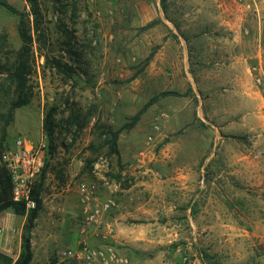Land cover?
I'll use <instances>...</instances> for the list:
<instances>
[{"label":"rangeland","instance_id":"obj_1","mask_svg":"<svg viewBox=\"0 0 264 264\" xmlns=\"http://www.w3.org/2000/svg\"><path fill=\"white\" fill-rule=\"evenodd\" d=\"M0 1L25 14V29L32 37L26 67L29 103L11 110L16 94L6 80V74L15 66L21 42L17 34L18 16L0 7V153L11 148L17 139L42 152V172L33 183V188H38L37 196L32 192L33 199H40L41 210L46 201L53 199V194L60 193L62 199L66 194L71 198L76 195L83 212L84 204H81L78 189L85 185L94 189L96 199L88 205L89 209L105 202L114 204L100 213L98 222L102 215L116 207L113 199L102 198L103 188L109 191L116 184H127L121 173L123 166L129 168L131 163L132 166L138 164L140 154H144L145 162L147 156L154 154L156 160L151 161L154 165L161 152L168 154L166 160L169 161L172 156L179 162L190 161L194 151L203 145L195 137L200 135L206 142L205 157L200 159V165L206 163V166L202 174L192 176V183L202 187L193 191L200 197L190 215H197L200 212L197 204L203 203L205 221L196 224V220L193 229L185 219L181 237L169 244V254H163V264H228L227 255L218 251V243L206 237L213 234L209 229L211 226L219 225L206 222L210 207L208 200H212L214 194L226 199L224 208L231 215L229 225L240 230L237 234L241 235L236 234L235 238L242 239L238 245L241 252L247 253L246 264H255L248 259L249 254L264 255V135L260 136L259 129L252 126L247 134L239 137L216 134L220 137L218 140L208 124L196 120L192 123L197 126L172 127L165 131L160 119L156 118L161 111L159 105L151 114V105L144 108L150 98L165 88L161 76L153 75L160 74V59L169 58L167 63L171 67L175 62L181 64L182 60V55L178 54L175 61L174 54L163 46L165 35L170 34L163 26L164 0H37L41 14L37 31L33 29L27 0ZM205 1L209 9H213L218 0ZM245 3L248 5L249 25L264 29V0H245ZM195 10V6L188 3L179 7L174 4L168 15L179 27L213 24L207 18H197ZM191 32L186 31L187 35ZM262 43L264 57V40ZM172 44V51L176 53L177 44ZM191 50L189 57L193 62L190 66L198 57L197 47H191L188 52ZM55 62L69 66L72 73L58 71ZM173 100L178 103L175 98ZM183 103L181 100L178 104L182 106ZM172 105L177 104L173 102ZM51 107L57 109V149L52 155L48 154L42 125L44 115ZM136 114L138 120L129 127ZM143 116H147L145 120L140 119ZM185 120L188 123L191 118ZM155 125H158V131H154ZM107 127L118 134L117 151H120L121 161L127 160L130 165H121L116 155L109 154L105 135ZM148 136L153 137L151 144H148ZM212 150L217 157L207 161ZM1 154L0 165L6 168ZM240 155L245 158L239 160ZM241 163L244 166L241 167ZM210 167L217 168L216 174ZM243 167L246 174L238 173L244 170ZM214 180L219 191L208 189V184ZM224 181L229 183L225 188ZM66 214L60 206L52 215L64 217ZM24 222L25 216L15 215L10 209L0 212V255L10 258L12 263L17 259V239ZM97 222L84 228L83 216L80 227L87 230ZM107 231L113 232L111 227H107ZM90 248L104 255L101 247L94 248L81 242L76 250H63L61 258L67 264H75V261L66 259L64 253ZM3 263L0 258V264Z\"/></svg>","mask_w":264,"mask_h":264},{"label":"crops","instance_id":"obj_2","mask_svg":"<svg viewBox=\"0 0 264 264\" xmlns=\"http://www.w3.org/2000/svg\"><path fill=\"white\" fill-rule=\"evenodd\" d=\"M175 1L176 3L173 0H164L166 11L163 12V26L170 34L165 35L163 46L169 53L174 54L175 61L178 60V54L182 55V60L181 64L175 62L171 67L167 63L169 58L160 59V74L153 75L161 76L165 88L158 94H173L160 97L151 104L152 110L149 114L159 105L161 111L156 118L160 119L165 131L172 127L197 126L192 123L196 120L200 124H208L215 135L223 133L239 137L255 126L259 129L258 134L263 137L264 57L261 44L264 40V29L258 25H249L246 9L248 5L245 0H218L213 9H209L205 0ZM187 3L195 6L194 15L197 18H207L213 24L185 27L174 24L168 15L171 8L174 4L179 7ZM187 30L192 31L190 35H187ZM252 32H255L254 36H251ZM174 42L177 44L176 53L172 51ZM194 46L197 47L198 57L195 55L197 60L190 66L193 62L192 57H189L192 50L189 53L188 49ZM174 98L178 103L182 100L183 105L175 103ZM173 102L177 105L173 106ZM185 111L188 113L185 114ZM146 117L140 119L145 120ZM187 118H191L188 123L185 120ZM195 137L203 145L194 151L190 161L179 162L174 156L169 161L166 160L168 154L161 152L154 165L151 161L156 160V156L151 154L147 156L144 165L139 167L138 164L130 165L127 160L122 162L118 151L116 157L121 165H130L129 168L123 166L125 170L121 169L127 184H116L109 191L103 188L102 198L113 199L116 207L101 216L99 226L97 222L94 227L82 230L80 226L84 214L77 196L71 198V195L66 194L62 199L59 198L60 193L53 194V199L46 201L39 212L31 232V264H60L64 261L61 252L76 250L81 242L94 248L101 247L105 258L115 257L114 264H125L120 263V260L126 261V264H134L132 260L138 262L137 264H163V254H169V244L181 237L185 219L193 229L196 228V220V224L205 221L203 203L197 204L200 211L197 215H190L193 205L200 197L193 194V191L202 187L192 183V176L202 174L206 166V163L200 165V159L205 157L203 150L206 142L200 135ZM215 157L217 154L212 150L206 158L209 161ZM244 158L245 156L240 155L239 160ZM240 166L244 164L241 163ZM210 169L216 174L217 168ZM243 169L238 173H245L246 169ZM228 185V182H223V188ZM208 189L219 191V186L214 180L208 184ZM225 203L226 199L220 194H214L212 200H208L210 207L206 222L219 225L211 226L209 229L213 234L206 237L218 243V251L227 255L228 264H246L247 253L241 252L238 245L242 239L235 238L241 235L237 234L240 230L229 225L231 215L224 208ZM60 206L67 214L64 217L52 215ZM22 227L23 223L17 239L16 258L19 254ZM107 227H111L113 232L109 233ZM249 255L248 259L255 264H264V255Z\"/></svg>","mask_w":264,"mask_h":264},{"label":"trees","instance_id":"obj_3","mask_svg":"<svg viewBox=\"0 0 264 264\" xmlns=\"http://www.w3.org/2000/svg\"><path fill=\"white\" fill-rule=\"evenodd\" d=\"M29 4V15L33 18V29L35 31L39 30L40 26V10L37 3V0H27ZM0 7L8 10L10 13H13L18 16L17 24V34L21 42L19 52L17 53L16 63L12 70H8L9 74H6V80L8 83L14 87V93L16 94L15 98L11 102V110L18 109L26 106L29 103L30 94L27 92V77L29 74L26 73L27 67V56L32 45V37L25 29L24 22V13L17 11L11 5H8L6 2L0 1ZM55 68L58 71L66 73L67 71L72 73V68L67 65H63L59 62H55ZM69 75V74H66ZM172 95L173 93L162 92L152 98L144 106L147 107L154 102H156L160 97L166 95ZM57 109L51 107L45 113L43 118V130L46 136L48 143V154H54L57 149L56 144V115ZM138 120V115H134L131 119L129 127H132L135 122ZM105 135L108 137L106 142L108 146L109 154L117 155L118 151L116 148V140L118 134L113 132L110 127L106 128ZM1 154V153H0ZM11 188H12V177L9 171L3 166L0 165V212L10 209L15 215L25 216V222L22 227L21 236H20V248L17 259L12 263L10 258H5L0 255V258L3 260V264H31L33 259V252L31 248V232L35 227V221L41 210V201L35 197L36 207L34 209L26 211L25 205L23 203L14 202L11 198ZM38 188H33V195L37 196ZM60 264H67L62 262Z\"/></svg>","mask_w":264,"mask_h":264},{"label":"built area","instance_id":"obj_4","mask_svg":"<svg viewBox=\"0 0 264 264\" xmlns=\"http://www.w3.org/2000/svg\"><path fill=\"white\" fill-rule=\"evenodd\" d=\"M154 131H158V125L153 127ZM148 144L153 141L152 136L147 138ZM42 152L30 146L20 139L15 140L13 146L1 154V160L5 164L7 170L12 177V193L13 201L23 203L26 211L36 207V201L32 198L33 183L37 176L42 172ZM145 162L144 154H140L137 163L142 167ZM81 204L83 205L84 228H88L97 222L101 212L107 211L114 206L111 202H105L95 209H89L88 205L92 204L94 198V189L89 186L80 185L78 189ZM66 259L75 261V264H91L98 261L99 264H114L115 257L107 256L96 249H85L84 251H66L64 253ZM120 263L126 261L120 260Z\"/></svg>","mask_w":264,"mask_h":264}]
</instances>
